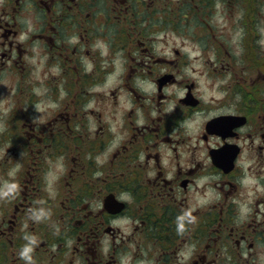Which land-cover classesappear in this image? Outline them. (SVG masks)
Here are the masks:
<instances>
[{
    "label": "flooded vegetation",
    "instance_id": "af4514ba",
    "mask_svg": "<svg viewBox=\"0 0 264 264\" xmlns=\"http://www.w3.org/2000/svg\"><path fill=\"white\" fill-rule=\"evenodd\" d=\"M0 264H264V0H0Z\"/></svg>",
    "mask_w": 264,
    "mask_h": 264
},
{
    "label": "rangeland",
    "instance_id": "374dc122",
    "mask_svg": "<svg viewBox=\"0 0 264 264\" xmlns=\"http://www.w3.org/2000/svg\"><path fill=\"white\" fill-rule=\"evenodd\" d=\"M186 29H182V31H184ZM189 31V30H188ZM180 30L176 33H160L158 34V37L161 38L163 41H167L169 42L170 41V45H172L173 43L175 42H180L182 41V37H180V34H181ZM192 38V36L190 38H188L189 40Z\"/></svg>",
    "mask_w": 264,
    "mask_h": 264
}]
</instances>
